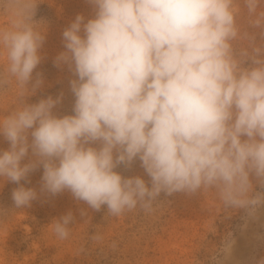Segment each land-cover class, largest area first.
Returning a JSON list of instances; mask_svg holds the SVG:
<instances>
[{
    "label": "clouds",
    "instance_id": "9594fccd",
    "mask_svg": "<svg viewBox=\"0 0 264 264\" xmlns=\"http://www.w3.org/2000/svg\"><path fill=\"white\" fill-rule=\"evenodd\" d=\"M86 2L94 17H75L55 59L77 77L70 81L74 114L62 117L53 111L62 94L26 102L43 84L40 73L33 77L45 42L34 20L37 4L0 5L9 17L0 29L7 59L0 88L14 80L21 101L0 119V137L9 142L0 149V179L19 185L14 208L68 190L91 209L106 205L119 216L137 207L150 212L161 194L213 189L225 208L255 219L264 206V191L253 193L250 179L264 188V43L241 31L236 0ZM242 2L248 24L264 38V0ZM237 41L248 47L237 50ZM248 60L253 66H244ZM136 159L150 187L115 170ZM41 166L38 194L20 182ZM74 219L71 212L55 219L59 239L68 238Z\"/></svg>",
    "mask_w": 264,
    "mask_h": 264
},
{
    "label": "rangeland",
    "instance_id": "374dc122",
    "mask_svg": "<svg viewBox=\"0 0 264 264\" xmlns=\"http://www.w3.org/2000/svg\"><path fill=\"white\" fill-rule=\"evenodd\" d=\"M33 2L37 4L36 27L45 33V42L39 50L41 62L33 77L40 73L43 84L26 102L37 103L62 94L54 113L60 117L73 115L75 97L70 81L77 77L67 65L56 66L55 59L66 50L63 31L77 15H83L85 23L93 18L94 8L86 0ZM258 8L264 9V5ZM234 10L238 12L241 31L254 36L257 46L264 43L262 29L248 24L247 8L242 0H236ZM8 24L9 17L0 6V29ZM234 47L239 50L248 47V43L237 41ZM6 66V54L0 48V77L5 74ZM244 66H253L251 60ZM19 91L14 80L0 88V119L20 107ZM8 148L9 142L0 137V149ZM115 170L124 177L140 176L151 186L139 159L130 168L119 165ZM42 174L41 166L20 183L39 194ZM250 179L253 193L264 191L254 177ZM18 186L0 179V264H255L264 258V206L252 219L245 209L225 208L213 189L194 196L161 194L150 212L137 207L113 216L108 214L106 205L99 211L93 210L85 202L75 200L68 190L55 196L39 195L30 207L16 209L11 194ZM81 210L86 215L82 216ZM68 212L75 219L68 238L62 240L53 226L55 219ZM97 235L101 239H94Z\"/></svg>",
    "mask_w": 264,
    "mask_h": 264
}]
</instances>
